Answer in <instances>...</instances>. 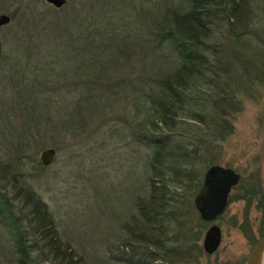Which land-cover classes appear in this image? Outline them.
<instances>
[{"label":"rangeland","instance_id":"rangeland-1","mask_svg":"<svg viewBox=\"0 0 264 264\" xmlns=\"http://www.w3.org/2000/svg\"><path fill=\"white\" fill-rule=\"evenodd\" d=\"M181 3L182 0H67L62 7H56L47 0H0V15L12 17L10 25L0 27L3 43L0 196L7 198L11 210L20 218H25L28 208L17 197L16 190L33 189L53 213L62 239L70 243L87 264H123L112 256H117L119 244L127 237L126 224L138 213V202L150 194L148 162L152 151L139 140L142 127L138 126L146 107L137 98V89L123 79H137L135 84L141 87L142 80L153 77L154 70L170 68L168 59L172 58L173 50L169 46L160 48L157 54L154 50L150 34L152 18L162 16L166 9ZM259 13L254 9L253 15H249L263 16ZM58 16H104L105 21L114 23L120 40L130 43L120 72H115L118 69L115 66L106 67L105 56L100 57L103 44L88 50L89 56L85 49L65 56L70 58L71 64L63 58L62 51L55 50L60 53L59 61L69 64L71 72L61 71L59 63L55 80L43 83L41 90L39 86L28 90L24 85L28 83V70L12 71L11 65L5 63L6 55L11 61L19 55V62H25L28 51H40V46L27 50L30 46L27 42L33 39L38 28L32 29L31 20L36 18L41 29ZM93 54L98 56L96 68L91 60ZM86 56L88 66L84 63ZM92 69H98V74L102 75L94 84ZM108 78L109 86L102 85ZM31 79L35 76L31 75ZM76 86L79 89L76 90ZM261 86L247 90L244 85L240 86L242 110L234 115L233 133L216 147L217 157L213 162L199 165L203 178L207 169L216 164L242 175L240 185L230 195L225 213L204 227L205 233L212 224L221 226L223 242L217 254L199 256L200 264H216L219 259L230 262L240 255L245 259L255 235L251 233L247 237L244 229L249 231L251 224L256 235L264 232V222H261L264 182L258 185L261 191L249 198L250 183L254 184L250 175L264 174V85ZM148 88L154 87L148 84ZM87 89L98 95V106L96 111L78 116L74 103L76 99H84L85 92H90ZM35 94L39 97L36 101L32 99ZM67 121L68 128H61ZM144 128L151 132L147 125ZM48 148H54L56 156L45 166L41 154ZM192 197L194 200L195 195ZM3 212H0V264H7L15 254L11 229L2 222ZM193 220L195 223V215Z\"/></svg>","mask_w":264,"mask_h":264},{"label":"trees","instance_id":"trees-1","mask_svg":"<svg viewBox=\"0 0 264 264\" xmlns=\"http://www.w3.org/2000/svg\"><path fill=\"white\" fill-rule=\"evenodd\" d=\"M254 9L263 16H250ZM152 19L150 34L156 54L164 46L173 50L170 68L154 70L141 87L135 84L137 79H123L137 89L136 96L146 107L138 126L142 127L139 140L152 151L150 194L138 202V213L126 224L127 237L112 257L123 264H200L199 256L204 253L200 241L207 222L192 197L197 196L205 178L199 165L213 162L216 147L233 133L234 115L242 110L240 86L247 90L264 85V0H182L181 5ZM105 20L104 16H58L39 29L34 18L30 26L38 28L27 42V50L34 49L32 46L41 50L28 51L25 62H19V55L13 61L6 55L5 63L12 71L27 69L28 83L24 85L28 90L38 86L41 90L43 83L55 80L57 64L61 63L59 69L64 73L71 72L55 50L62 51L71 64L65 56L80 49L88 54L103 44L100 57L105 56L106 67L115 66L118 73L130 43L121 41L114 23ZM92 56L96 68L98 56ZM84 63L89 65L87 56ZM98 73V69L91 70L93 84L102 79ZM110 81L108 78L102 85L109 86ZM87 90L84 101L74 103L78 116L94 112L98 106V95ZM37 94L32 98L35 101ZM68 123L61 128H68ZM145 125L151 132L144 131ZM16 195L28 208L25 218L0 196L2 222L11 229L14 242L15 258L7 264H87L62 239L53 213L33 189L17 188Z\"/></svg>","mask_w":264,"mask_h":264},{"label":"water","instance_id":"water-1","mask_svg":"<svg viewBox=\"0 0 264 264\" xmlns=\"http://www.w3.org/2000/svg\"><path fill=\"white\" fill-rule=\"evenodd\" d=\"M54 4L56 7H62L67 0H47ZM12 22V17L7 14L0 15V27L9 25ZM3 50V43L0 38V56ZM56 156L54 148H48L41 154L43 165L49 166ZM242 175L230 167L221 165L211 166L205 174V183L203 184L199 195L196 198V206L201 211V216L204 220L211 221L221 215L228 201V195L231 188L238 184ZM217 200V206L209 211L204 209V203H210ZM221 230L219 226L213 225L210 227L204 239L205 250L209 253L215 252L221 244ZM264 253V237L258 241L253 247L247 264H260L261 255Z\"/></svg>","mask_w":264,"mask_h":264},{"label":"flooded vegetation","instance_id":"flooded-vegetation-1","mask_svg":"<svg viewBox=\"0 0 264 264\" xmlns=\"http://www.w3.org/2000/svg\"><path fill=\"white\" fill-rule=\"evenodd\" d=\"M2 55V54H1ZM1 57V56H0ZM250 180L252 181V182H254V184L252 185L251 183H250V185L251 186H249V196L250 195H254L255 194V192H258V185H259V183H263L264 181H263V179L262 178H264V174H259V175H257V174H254V173H252L251 175H250ZM205 179L206 178H204L203 179V184L205 183ZM241 180H242V177L240 178V181H239V183L238 184H236V185H234L232 188H231V191L229 192V195H228V201H227V206H226V208H225V210H224V212L221 214V215H218L217 216V218L216 219H214V220H211V221H207V220H205L207 223H213V222H215L218 218H220L224 213H225V211H226V209H227V207H228V204H229V199H230V195H231V193H232V191H233V189L234 188H236L237 186H239L240 185V183H241ZM203 186V185H202ZM202 186H201V188H202ZM201 188H200V190H201ZM200 190H199V193H200ZM259 191H261V190H259ZM199 193L197 194V196L199 195ZM197 196L195 197V201H196V198H197ZM252 197L253 196H250L249 198H251L252 199ZM217 200H215V201H212V202H208V203H204V209L206 210V211H209V210H212V209H214L216 206H217ZM196 204V203H195ZM261 205H262V208L264 209V199H262L261 200ZM197 210L199 211V214H200V216H201V211L198 209V207H197ZM263 212H264V210H263ZM202 217V216H201ZM203 219V218H202ZM204 220V219H203ZM261 222H264V217H263V220L261 221ZM213 225H217V226H219L218 224H212L210 227H212ZM209 227V228H210ZM208 228V229H209ZM219 228H220V230H221V237H222V240H221V244H220V246L218 247V249L215 251V252H213V253H209V252H207L206 250H205V247H204V239H205V234H206V232H205V234H204V238H203V242H201L202 243V246H203V254H207V255H209V256H212V255H214V254H217V252L220 250V247H221V245H222V242H223V230H222V228H221V226H219ZM207 229V230H208ZM263 230H264V228H262ZM245 230V232H246V236L247 237H250L251 236V233H254V235H255V238H254V240L251 242V246H250V249H249V254H248V256H246L245 257V259H244V257H242V255H240V256H237L236 258H231L230 259V262H226V261H220V259H219V261H217L218 263H216V264H247V261H248V258H249V255H250V253H251V251H252V249H253V247L258 243V241L260 240V239H262L263 237H264V232H262L260 235H256V231L253 229V227L251 226V224H249V231L247 230V229H244ZM244 232V233H245ZM202 254V255H203ZM201 255V256H202ZM241 257V258H240Z\"/></svg>","mask_w":264,"mask_h":264},{"label":"bare ground","instance_id":"bare-ground-1","mask_svg":"<svg viewBox=\"0 0 264 264\" xmlns=\"http://www.w3.org/2000/svg\"><path fill=\"white\" fill-rule=\"evenodd\" d=\"M260 262V264H264V253L261 255Z\"/></svg>","mask_w":264,"mask_h":264}]
</instances>
